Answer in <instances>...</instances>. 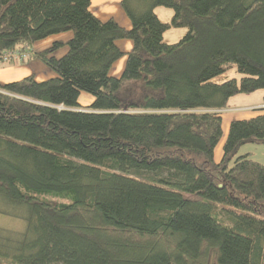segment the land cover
Segmentation results:
<instances>
[{"label":"trees","instance_id":"1","mask_svg":"<svg viewBox=\"0 0 264 264\" xmlns=\"http://www.w3.org/2000/svg\"><path fill=\"white\" fill-rule=\"evenodd\" d=\"M91 2L0 0L1 67L72 32L24 60L55 76L0 82V211L26 221L0 227V264H264V163L240 150L264 143V107L226 135L222 117L264 89V0H122L131 29Z\"/></svg>","mask_w":264,"mask_h":264},{"label":"crops","instance_id":"2","mask_svg":"<svg viewBox=\"0 0 264 264\" xmlns=\"http://www.w3.org/2000/svg\"><path fill=\"white\" fill-rule=\"evenodd\" d=\"M90 9L99 19H101L103 21H106L110 18H114L122 27H124L126 29H131L133 26L131 19L129 18V16L125 12L124 8L122 7V0H92ZM156 12L159 15V17L165 21L170 20V18L173 15V10L170 8L157 7ZM178 29H185V28H176V29L171 28V29L167 30L164 34L165 40L169 43H173V42L178 41V39L182 38V36L185 34V32L179 31ZM185 31H186V29H185ZM169 35L172 37H175L176 40L175 41L168 40L167 36H169ZM71 36H72L71 31L60 33V34H55V35H52L48 38H45L43 40L35 42L31 48H25V47L20 48V47H18L17 50H20V53H25L28 56H31L34 52L41 51V50L51 46L55 40H67ZM176 37H178V38H176ZM116 44L124 53L131 51L133 46H134V42L130 38H119L116 40ZM67 51H68V47L65 46V47L57 50L55 52V55L58 57H61ZM126 60H127L126 55H123L118 60H116L110 69V74L113 76H116V77H120L123 73L124 68H125ZM28 61L29 60H27L25 62H28ZM21 62L24 63V61H22V60H21ZM23 69H28V72L19 76V77H16L18 72L20 70H23ZM0 72L5 73L6 76L9 77L7 80H0V82H5V83L21 79V78H23L27 75H30V74H34L36 76V79L39 81L46 80V79L51 78V77L56 75V73L53 70H51L47 65H45V63H43V61H40L38 59H33L30 62L21 64V65H15V66L9 65V66H5V67L0 66ZM234 97L235 96H233L229 99L228 104L231 102V100ZM93 101H94L93 95H91L90 93H87V92H82L80 97H79V102L84 107L89 106ZM259 106H261V108H263L264 103L263 104H253V105H241V106L234 105L231 107L228 106L226 109L238 110L237 111L238 114H236L235 117L231 118V120H232L235 118L236 119L249 118V117H253V116H256V115L262 113L261 110L257 111V112H251V111L247 110L250 107L253 108V107H259ZM223 113H222V117L224 116ZM229 124H230V122H229ZM215 157H216V150H215ZM220 157H221V155H220ZM220 157L219 158L216 157V159L219 160Z\"/></svg>","mask_w":264,"mask_h":264},{"label":"rangeland","instance_id":"3","mask_svg":"<svg viewBox=\"0 0 264 264\" xmlns=\"http://www.w3.org/2000/svg\"><path fill=\"white\" fill-rule=\"evenodd\" d=\"M178 30L183 31L185 33L187 31V30L185 31V29H178ZM167 38L170 41L176 40L175 37H172L170 35L167 36ZM176 38H178V37H176ZM33 59H38V60L42 61L40 58H32L31 60H33ZM31 60H29L28 62H30ZM28 62H24V63H28ZM24 63L20 62V63L14 64L13 66L21 65ZM27 72H28V69L20 70L18 72V74L16 75V77H19V76H21ZM241 76H242L241 73H239L236 68H231V69L227 70L224 74L218 76L216 78V80L223 81V80H226V79L232 78V77L240 78ZM8 78L9 77L6 76L5 73L0 72V80H7ZM263 103H264V89H260V90L253 92V93H250V94L236 95L231 100V102L228 104V106L231 107L234 105L241 106V105H253V104H263ZM247 110L251 111V112H257V111L261 110V106L253 107V108L250 107ZM237 111L238 110H235V109H224V111H223L224 112L223 113V115H224L223 116V127H224V131H225V135H226L228 128H229V122H230L231 118L235 117L236 114H238ZM222 143H223V141H221V143L216 148V157L217 158H219L221 155ZM240 150L242 153L249 152L251 157L261 161L262 163H264V143H261V144H259V143H247V144L243 145ZM185 196H192V195L185 194ZM15 212L18 213V211L16 209H15ZM0 227L3 229H6L8 231L14 232V233H20V232H23L25 230L26 221H25L23 216H14L10 213H5V212L0 211ZM55 264H62V263H55Z\"/></svg>","mask_w":264,"mask_h":264},{"label":"built area","instance_id":"4","mask_svg":"<svg viewBox=\"0 0 264 264\" xmlns=\"http://www.w3.org/2000/svg\"><path fill=\"white\" fill-rule=\"evenodd\" d=\"M11 57H15L18 60L24 61L26 57H28V55L25 53H20V50L15 49L13 52L7 53L5 55V59L11 58Z\"/></svg>","mask_w":264,"mask_h":264}]
</instances>
